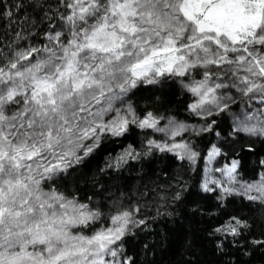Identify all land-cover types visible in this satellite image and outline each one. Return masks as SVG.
Segmentation results:
<instances>
[{"label": "snow or ice", "instance_id": "obj_1", "mask_svg": "<svg viewBox=\"0 0 264 264\" xmlns=\"http://www.w3.org/2000/svg\"><path fill=\"white\" fill-rule=\"evenodd\" d=\"M191 204L220 264L264 258V0H0V264H160Z\"/></svg>", "mask_w": 264, "mask_h": 264}, {"label": "trees", "instance_id": "obj_2", "mask_svg": "<svg viewBox=\"0 0 264 264\" xmlns=\"http://www.w3.org/2000/svg\"><path fill=\"white\" fill-rule=\"evenodd\" d=\"M179 98H173L172 107L174 110L179 111L181 114L182 109H176V104ZM182 118V117H181ZM115 148L114 145H109V150L111 151ZM118 148H115V151H118ZM115 151L112 152L115 155ZM106 152L101 153V157L106 156ZM165 154H157L156 158H151V162L145 160L143 164L138 161H130L128 165L124 166L119 171L112 170L109 174L114 178L112 181H109V184H115L117 187H112L111 191H126V192H136L144 191L145 185L148 187H153L156 184H165L168 180V177L165 173L172 175L176 171V166L174 163L164 158ZM257 159L256 156L248 155L247 161L249 164H252ZM93 168L99 163L103 167V159L99 161H93ZM178 163V162H177ZM223 163V161H221ZM163 169V171H161ZM92 170H89V175H91ZM99 178V177H97ZM107 179V176L105 177ZM79 185L82 189L87 191L85 188L84 179L81 178ZM90 195L91 192H88ZM203 195V194H201ZM195 205L191 204L187 208L181 206L177 209L178 215L172 218H162L153 224L152 229L154 231H159L161 229L167 230L170 234L171 240L167 245V251H158L156 254V259L160 261V264H167L169 259H175L173 255L174 252L178 251L180 245L184 241L185 229L188 227L189 223L193 224V232L195 236V250L190 253L185 251L183 254L184 260L192 261L193 264H220L221 260H231L234 257L222 256L220 252L216 251L214 243L211 241L210 237H207L206 233L202 231L205 227V224L210 221L211 218L206 217L205 221L200 223L193 220L190 214L191 208H194ZM143 235V234H141ZM151 239V238H150ZM245 259H248L245 257ZM253 264H264V258L257 256L253 260Z\"/></svg>", "mask_w": 264, "mask_h": 264}]
</instances>
